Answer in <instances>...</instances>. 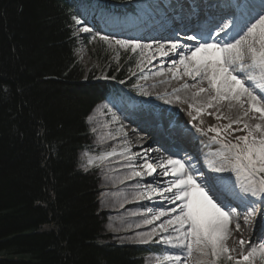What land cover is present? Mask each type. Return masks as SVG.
Masks as SVG:
<instances>
[{
	"label": "trees",
	"instance_id": "16d2710c",
	"mask_svg": "<svg viewBox=\"0 0 264 264\" xmlns=\"http://www.w3.org/2000/svg\"><path fill=\"white\" fill-rule=\"evenodd\" d=\"M71 2L0 0V264H144L143 246L107 234L98 174L79 162L95 76L122 79L136 56L100 43L88 70Z\"/></svg>",
	"mask_w": 264,
	"mask_h": 264
},
{
	"label": "snow or ice",
	"instance_id": "6c2138e0",
	"mask_svg": "<svg viewBox=\"0 0 264 264\" xmlns=\"http://www.w3.org/2000/svg\"><path fill=\"white\" fill-rule=\"evenodd\" d=\"M79 24L80 21L77 20ZM83 32H91L88 27L81 29ZM220 32H225L221 28ZM217 32V37L220 36ZM225 39L213 42L200 41L197 36L191 35L187 39L196 41L195 47L188 46L187 54L180 52L179 60L172 61L169 69L175 78L182 66L183 76H187L193 83H185L184 88L196 89L194 96L203 93H214L209 96L208 108L213 107L211 101H235L241 109L243 116L232 120L227 129L233 132H246L245 135L235 136V142L220 141L223 151L219 153L222 164L214 167L217 173L232 171L240 182L241 190L252 197H264V92H258L251 86H246L242 73L247 74V81H257L259 87L264 88V12L258 14L236 35L231 37L225 32ZM96 37L94 36L93 39ZM101 40L110 41L109 36H101ZM115 44L121 48L136 52L141 49L151 48V45H141L135 40H116ZM180 45L176 42L171 44L172 53H177ZM157 51L167 56L168 51L160 45ZM153 56L146 59L150 63ZM207 82V87L203 85ZM212 115L211 112L208 113ZM247 117L248 121L244 118ZM217 119L226 117L217 116ZM195 119V117H194ZM250 121H258L251 123ZM233 124L242 127L234 128ZM210 131L220 134V129L210 127ZM215 140V137H213ZM103 159V157L101 158ZM91 163V161H89ZM227 165L228 167H225ZM131 167V165H129ZM141 170L133 171L126 179L134 177L153 176L157 173V167L164 177H171L166 181V186H146L150 192L161 196L169 201L171 208H159L145 224H153L161 220V217H169L153 227L150 232L140 234V243H148L152 237L159 233H166L162 237L163 243L174 249L186 251L187 258L192 257L197 251L201 256H208L213 264L226 257L234 264H254L257 256L264 261V243L258 247H251V242L241 237L238 241L243 249L249 244V250L241 252L239 257L231 255L235 251L229 248L227 241L231 235L232 213L235 208L226 210V206L220 201L214 188L204 180H198L194 170L184 160L169 158L162 161L158 166L147 159L139 166ZM202 176L203 173H200ZM139 186V185H138ZM149 191L136 194L137 199H152ZM148 212H153L149 208ZM240 223L237 220L235 230L239 232ZM159 229V233L157 232ZM180 255L167 254L159 259L158 264H180ZM184 264H187L185 259Z\"/></svg>",
	"mask_w": 264,
	"mask_h": 264
},
{
	"label": "rangeland",
	"instance_id": "374dc122",
	"mask_svg": "<svg viewBox=\"0 0 264 264\" xmlns=\"http://www.w3.org/2000/svg\"><path fill=\"white\" fill-rule=\"evenodd\" d=\"M156 1V4H159L162 0H153L151 3H154ZM78 8H82L83 14L86 15L87 11H85V7L81 4V2L78 3ZM144 8V7H143ZM161 8V5H158V9ZM142 11V9H141ZM143 12V11H142ZM144 13V12H143ZM145 14V13H144ZM113 17V16H109ZM110 18V19H111ZM103 20V17H101ZM114 19V18H113ZM86 20L83 18V20L80 21V23L77 25L76 30L80 37L83 39L89 40L90 43H99V41H102L107 46L108 50L112 53L114 50L121 49L122 51H129L130 49H124L121 48L119 45L115 44L117 36H120L123 31L125 33L130 34L131 31H129V24H126L122 27H118L116 29H112L108 31L107 34H104L102 32H97V30H93L91 32H83L81 29L85 27ZM93 33H99L100 36H96ZM111 35L110 41H103L100 39L101 36H109ZM96 37L93 39V37ZM117 40H128L124 38H120ZM137 41V40H135ZM139 44H141L143 41H137ZM86 42H83L80 47V58L83 63L87 65V69H91V65L94 62L91 56V49L90 46L85 45ZM130 52H132L130 50ZM133 53V52H132ZM138 56V69L144 70L145 64H143V61L145 59V55L141 54V49H137L135 52ZM182 74V73H181ZM152 76V73L149 75ZM167 89H169L167 87ZM193 92L196 91V89L190 88ZM145 90L148 93H159L162 91H156V89H151L149 86L145 87ZM213 95L212 93H203L197 98H185L184 94L181 95H169L165 98H163V105H166L165 111H154L152 110V113L148 114L147 111H145V115L148 116L147 118L150 120H154L155 118H163L165 120L168 119V115L172 116L173 118L177 119L178 121V127L180 130L185 131L189 133L190 135H193L197 137L201 142H203L205 145L213 146L209 149L207 152V158L210 159V164L212 168L221 166L222 161L220 158L219 153L223 151L222 145L220 141L224 142H235V136L239 135H245L246 132L240 131V132H233L232 129H227L226 125H228V122H231L232 120H236L233 117H230L229 115H225L222 112V105L223 101H211L213 104V107L208 108L207 104L209 103V96ZM224 106H227V108H231V105L229 101L224 103ZM119 108L118 103L115 100H109L105 102L99 109L98 113L96 112V118H91L89 122L91 123V129H92V137L96 138V131L102 127V135H98V138L94 144L95 147H104V146H114L117 145V148L119 149L120 156L114 157V158H122L124 160V168H127V172L122 173L118 170L119 162L117 164L112 163V159H99L98 161L92 160V152L89 150H85L81 157L83 158L84 165L82 167H92L99 165L100 167H105V169H98V180L101 183V186L105 188L104 191L101 190L100 194L102 195L101 198V205L104 210L108 211H114V213H111L109 215L107 224L105 226L106 232L113 236V240L116 242L121 243H138V244H147V243H140V234L150 232L153 227H156L158 225L153 224H145L144 221L146 219H150L151 216L154 214L148 212L147 210L149 208L152 209V207H149L146 205V199H137L136 194L139 192L147 191L146 185L141 180H136V177L130 179L129 184L125 185L122 184V181L126 179V177L130 176V174L133 171H139L140 169H137V164L133 161H127L126 157H130L131 155L126 153L127 150L130 148V144L126 143L125 140L121 139V134L123 132L124 128V122L122 124H117L116 120L118 119V115L115 114V110ZM167 110V111H166ZM235 112H238V109H234ZM211 112L212 115H209L208 113ZM223 116L226 117L225 119H217V116ZM195 117V119H194ZM245 120V118H244ZM95 123V126H94ZM214 127L220 129V134L217 135L216 132L210 131L209 128ZM233 129L237 127H242L241 125H232ZM215 137V140L213 139ZM210 140V141H209ZM126 159V160H125ZM91 161V163H89ZM106 163V164H105ZM106 165V166H105ZM131 165V167H129ZM225 167H228L225 165ZM228 171L223 172V174H226ZM234 173V172H233ZM131 183V184H130ZM147 184V183H146ZM139 185V186H138ZM255 197L251 198H245L244 202L247 204L244 214L243 215H236L237 220L238 218L240 220H244L247 217L246 225L247 229L250 230L251 223H252V217L250 215H253V209L250 207V204L255 202L256 203V209H260L261 207V199H258L257 201L254 200ZM138 200V202H136ZM136 202V203H135ZM156 210V209H155ZM158 210V209H157ZM156 210V211H157ZM107 211V212H108ZM150 213V215H149ZM241 225V224H240ZM242 228V225L241 227ZM157 232L159 233V229L157 228ZM166 234L159 233L158 235H155L152 237V240L149 242H155L159 244L160 247L163 248L162 245H165L163 243L162 237ZM238 237L236 233L232 230L231 235L227 241V245L229 248H234L235 251L231 253L234 257H239L241 252H245L249 250V248L241 250L238 246ZM164 250V248H163ZM170 249H165V251H160L156 255H148L146 258V264H158V261L160 258L167 254H174V255H180L182 257V260L180 264H184L185 259L187 260V264H213V261L208 256H201V254L197 251L193 252L192 257L187 258L186 251H176L175 253H171L169 251ZM151 254V253H150ZM257 259L264 263V261L261 260L260 257H256L255 261ZM222 263H233V261H228L226 257H222L220 260ZM219 262V261H218ZM216 262V264H218ZM255 264V263H254Z\"/></svg>",
	"mask_w": 264,
	"mask_h": 264
},
{
	"label": "bare ground",
	"instance_id": "6f19581e",
	"mask_svg": "<svg viewBox=\"0 0 264 264\" xmlns=\"http://www.w3.org/2000/svg\"><path fill=\"white\" fill-rule=\"evenodd\" d=\"M172 1L174 4V7L173 9L169 10L165 15H168L174 10H177L178 7L182 3H184V1L186 0H172ZM241 1L246 2V7H249L250 3H254V2L257 3L258 1H262L264 3V0H241ZM162 38L163 36L161 35V33L152 34L149 38V41H146L141 44V45H151V48L144 49L143 51V54L145 55L143 64L147 63L148 71L156 72V78H155L154 83L152 84L153 85L152 89H156L155 91H163L167 89V87H171L168 91V93L170 94H174V93H176L175 95L184 94L185 98H189V97L197 98L198 96H194L193 95L194 92L190 88L183 87L185 83L191 84L193 83V81H191L189 78L182 77L180 75V72L183 71L182 66L177 65V67L179 68V72H177V75L175 78L173 77V73L169 71V69L172 68V61L179 60L180 52L187 54V52L189 51V48L179 47L177 49V53H172L171 51H169L172 43H163L165 41H162ZM130 40H132V38H130ZM160 45H163L164 50L168 51L169 54L167 56L161 55L157 51V48ZM190 46L195 47V43L191 44ZM148 56L154 57L150 63L146 59V57ZM203 86L207 87V82H205ZM246 86L253 87L251 83H247V82H246ZM212 94L214 95V93ZM225 102H227V100L223 101V105H222L223 114L225 115L227 114L230 117H233L235 119H238L243 116V109H241L239 105L236 104L235 101H229L231 108H227V106H224ZM235 108L238 109V112H235L234 110ZM87 120H89V118H87ZM245 121H248L247 117H245ZM250 122L255 123L258 121H250ZM163 128H164V123H163V119H161L160 124H153L149 128H145L143 127V125L137 124L134 128L124 131L123 137L127 138L128 141L131 143L130 152L134 153L133 158H134L135 163L137 164L136 166L137 169H140L139 166L142 165L146 159L152 163H156L157 165H159L162 161L169 159V158L163 157L161 153H157V152H153L149 150L151 146V140L149 139V137L152 136L153 134L157 135L159 133V130ZM171 130L175 133H180V131L176 128H172ZM188 137L191 139L193 143L192 147L196 151H199L200 155L203 156L206 152V149L202 148L198 138L192 135H189V134H188ZM171 152L176 153V150L173 149ZM172 159H179V158H172ZM181 160H184L186 164L189 165L194 170V174L197 172L196 168L192 166V161L194 159H186L184 156L183 158H181ZM143 179L145 180V182H147L146 186L152 185V187L154 188L155 187L162 188L166 186V181L171 179V177L170 176L164 177L161 174V170L159 169V167H157V173L153 174V176L145 175ZM146 190L150 192V190L147 189V187H146ZM150 194L152 195V199L151 200L147 199L146 201H147L148 206H153V213H155L156 210L161 207L168 209L174 206L171 203H169V201L164 200L158 194L154 192H150ZM258 216H259L258 214L255 215V217H258ZM168 218L169 217H161V220L155 221L153 225H158L163 220L168 219ZM235 220L236 218L233 217L232 225L230 227L236 233L238 237V241L241 237H243V239H245L246 241L251 242V247H258L260 243H264V220L262 218H260L258 225L256 224V221L252 223L251 230L247 229L246 221H239V223L242 224V228H240L239 232L235 230V223H236ZM252 228H255V231H253ZM162 234H166V233H162ZM237 244L241 250L249 248V244H245L243 249L240 247L239 243ZM254 263L264 264V263H261L258 259Z\"/></svg>",
	"mask_w": 264,
	"mask_h": 264
}]
</instances>
